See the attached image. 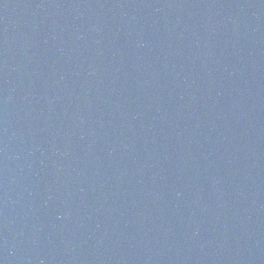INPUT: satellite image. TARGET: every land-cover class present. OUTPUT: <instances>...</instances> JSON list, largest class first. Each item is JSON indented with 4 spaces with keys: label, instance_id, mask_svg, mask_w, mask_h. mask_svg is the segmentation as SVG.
Wrapping results in <instances>:
<instances>
[{
    "label": "water",
    "instance_id": "water-1",
    "mask_svg": "<svg viewBox=\"0 0 264 264\" xmlns=\"http://www.w3.org/2000/svg\"><path fill=\"white\" fill-rule=\"evenodd\" d=\"M0 264H264V0H0Z\"/></svg>",
    "mask_w": 264,
    "mask_h": 264
}]
</instances>
